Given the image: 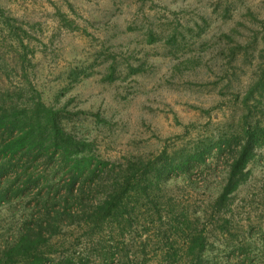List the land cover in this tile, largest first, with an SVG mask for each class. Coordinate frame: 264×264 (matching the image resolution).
Listing matches in <instances>:
<instances>
[{"label": "rangeland", "instance_id": "rangeland-1", "mask_svg": "<svg viewBox=\"0 0 264 264\" xmlns=\"http://www.w3.org/2000/svg\"><path fill=\"white\" fill-rule=\"evenodd\" d=\"M0 98L42 101L46 122L57 116L115 163L150 171L199 149L212 168L168 167L162 188L187 194L198 181L216 193L230 157L218 147L264 128V0H0ZM254 153L237 203L256 216L264 257V146Z\"/></svg>", "mask_w": 264, "mask_h": 264}, {"label": "trees", "instance_id": "trees-1", "mask_svg": "<svg viewBox=\"0 0 264 264\" xmlns=\"http://www.w3.org/2000/svg\"><path fill=\"white\" fill-rule=\"evenodd\" d=\"M43 107L34 99L0 98V264H257L264 258L255 249L256 216L249 204L237 203L254 151L264 146L259 124L234 137L237 143L232 136L218 147L230 157L216 193L200 192L203 185L191 181L187 194H171L161 173L169 167L189 177L195 167L212 168L201 150L150 171L115 163L82 147L57 116L46 122L38 113ZM81 225L84 240L66 247L60 236ZM55 240L63 244L54 249Z\"/></svg>", "mask_w": 264, "mask_h": 264}]
</instances>
